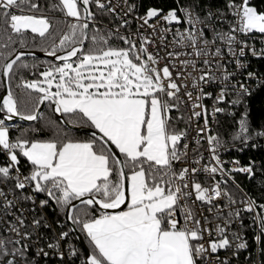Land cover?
Masks as SVG:
<instances>
[{
    "label": "snow or ice",
    "instance_id": "6c2138e0",
    "mask_svg": "<svg viewBox=\"0 0 264 264\" xmlns=\"http://www.w3.org/2000/svg\"><path fill=\"white\" fill-rule=\"evenodd\" d=\"M45 6L63 16L55 27L44 14ZM140 6L137 0H123V6L121 0L116 4L112 0H55L51 4L47 0H0V48H9L15 38L27 48L25 40L34 41L38 36L52 41L42 50L60 62L49 61L38 74L33 72L42 79L26 80L18 85L30 90L24 107L33 103L31 93L34 92L36 106L48 101L54 106V112L94 129L86 140L73 139L62 129H58L55 139H28L24 134L11 138L6 120L38 119V107L21 110L11 81L20 70H34L39 66L22 60L32 53L0 51V83L8 82V93L0 109L5 112V117L0 119V153L7 157L6 163L0 165V185L11 184L13 193L30 189L32 195H24L22 199L34 205L36 194H43L46 199L40 200L41 209L51 201L68 221L77 225L90 244V252L82 264H230L227 257L221 258L217 253L231 249L232 255H237L248 249L249 243L240 232L231 230L237 220L243 227L241 210L224 215L223 208L216 203L226 198L231 207L237 201L221 187L227 184V179L217 181L215 177L231 176L233 171L254 177V164L239 166V161H234L232 169H225L218 154L224 147L221 138L208 134L209 164L177 170L176 164L189 158V144L187 131L174 127L175 121H183L185 117H173L172 112H179L184 104L191 110L188 121L203 119V126L197 129L200 137L211 131L209 117L215 119L217 113L225 112L218 105L226 100L229 87L236 94L229 102L231 105L245 102L244 97L251 95L250 89L242 82L231 83L236 73L227 71L225 53L237 69L247 68L240 59L246 55L245 49L255 57L264 58V48L257 50L246 40L238 39V34H264V11L251 6L250 0H226L227 12L209 10L201 18L196 0H187L184 4L176 0V7L167 12L149 7L137 16ZM117 8L123 12L122 16ZM97 14L115 16L120 23L104 31L96 26ZM129 15L139 22V28H151L153 34L171 31L167 27L158 29L161 22L186 23L184 31H175L173 42L189 51L167 52L169 64L159 67L160 57L149 52L148 45L153 41L148 36L138 29L140 44L137 46L131 34L120 32L121 28L130 26ZM229 15L234 17V22L229 23L226 31H218L207 23L213 18L225 22ZM205 29L213 32L211 40L205 37ZM113 39L123 41L126 47L112 46ZM181 56L186 58L181 60ZM177 61L182 70L174 78ZM189 78L192 90H188L186 83ZM247 78L257 79L253 72H248ZM217 83L221 85L220 91L209 112L202 101L212 99L213 93L205 92L204 88ZM259 84L264 85V81ZM182 88L183 96L180 95ZM193 91L198 93L195 100ZM237 123L238 130L232 139L247 144L253 135L247 109ZM255 135L264 137V130L255 131ZM195 143L199 146L200 138ZM194 151L197 157L191 164L200 165L203 157L198 148ZM22 159L30 165L27 175L20 171ZM199 173H206L214 183L204 186L198 179ZM0 198H3L5 215L10 214L17 198L8 199L2 187ZM197 202L215 205L216 215L209 219L201 209L198 216ZM239 202L244 204L243 211L253 214V229L259 230L254 241L259 254L264 256V204H258L247 194ZM212 211L209 207L208 212ZM15 220L17 223H9L7 231L17 239L0 238V264L21 261L33 264L29 259V245L21 243L31 240L32 233L21 231L27 227L22 215L15 216ZM214 220L223 222L209 227ZM32 223L34 228H39L41 219H34ZM68 235L61 232L47 245L61 259L64 253L59 251L60 242ZM8 244L13 247L9 249ZM70 252L77 254L75 249ZM37 255L48 256V252L40 248Z\"/></svg>",
    "mask_w": 264,
    "mask_h": 264
},
{
    "label": "trees",
    "instance_id": "16d2710c",
    "mask_svg": "<svg viewBox=\"0 0 264 264\" xmlns=\"http://www.w3.org/2000/svg\"><path fill=\"white\" fill-rule=\"evenodd\" d=\"M53 2H55V0H47V4H51ZM186 2L187 0H180L181 4H184ZM196 2L199 4V8L197 9V11L199 12L201 18L205 17L209 10H211L212 12H216L217 9H222L227 12L226 0H196ZM137 3L141 5L138 9L139 14H144L146 9L149 7L162 8L165 12H167L171 8L176 7V0H137ZM251 6L256 7L258 11H264V0H251ZM92 10L94 12L96 11L95 8H93ZM44 14L50 17L54 27L57 25L58 20L63 18L60 12L51 11L47 6H45ZM228 17H231V15H229ZM97 20L99 21V23L96 26L104 31H107V29L116 24L114 17L109 15L97 14ZM133 26L134 25H130L129 28L125 30H129L133 28ZM25 43L28 45L27 48L21 46L19 38H15L14 42L9 45V48H0V51L5 52L6 54L17 50L28 53L46 54L42 49L48 48L51 45L52 41L50 39L42 40L37 36L34 41L31 38H27L25 40ZM110 44L114 47H126L123 41L116 39L111 40ZM22 60L28 64L36 63L39 67L34 70H20L16 77L11 81V89L14 96H16L18 99L21 110L31 111L32 108L36 106L35 98L37 94L34 92L31 93L33 103L29 104L27 108H25L24 103L29 95L30 90L18 87V85L26 80L37 78L42 79V77H38V75H33V72L35 71L38 74V72L42 71L49 61L53 60H48L46 58L33 55L24 56L22 57ZM54 62L60 63L58 61ZM254 66L257 69L258 73L263 76L264 81V58L256 61L254 63ZM3 98L4 82L0 83V109H2L3 107V104H1ZM235 98L236 96H230L229 101ZM244 101L245 102L242 105L233 106V113H230V108H228L227 106L225 112L219 115L218 120L214 125V129L212 130V134L218 135L221 138L222 144L225 148L232 149L229 153L230 156H234L244 164H254V177L250 178L248 175H238L236 178L239 181L240 185L258 204H264V140H262L260 136L255 135V131L264 130V85L259 84V86L251 93V95L244 97ZM39 106L40 105L36 107L39 108ZM53 108L54 106L50 105L49 102L37 121L31 123L16 122L15 128L9 132L10 137L14 139L24 134V138L28 139H55L57 138L58 129H62L63 132H66L68 136L73 139L86 140L91 137L90 135L70 130L66 126H64L61 123L57 113L53 111ZM245 109H247L248 111L249 124L253 129V135L251 138L253 140V143H251L250 145L241 144L239 141H234L232 139V137L238 130L237 122L241 116V113ZM4 114V111H0V119L3 118ZM62 115L68 124L82 128H89L86 124L80 122H72L70 117L64 114ZM180 115H183L185 119L183 121H175L174 127H176L177 130H186L188 132V116L182 106L179 112H177L176 110H173L172 112L173 117H177ZM21 161L27 164L26 171L29 172L30 165L24 159H22ZM3 164L4 156L2 153H0V165ZM178 164L179 162L176 164L177 170L181 169ZM40 195L46 198L43 194ZM38 219H41V226L35 229L32 228L33 230L30 228V226L29 231L34 235V238L37 239L41 245L46 246L47 242H54V240L57 238V235H59L61 232H68L69 235L67 238H65L64 245L70 250L75 249L77 254L72 258H68L65 256L63 257V259H61L57 256V251L54 250L52 252V256L38 258L34 255L35 246L30 245L29 259L33 261V264H82V261L84 260L86 254L80 246L75 235L71 231L65 215L58 208H56L53 202H51V205L48 206L44 211L38 212ZM47 220L50 223V227L45 226L47 224ZM75 227L79 230V227L77 225H75ZM252 229L253 227H251V230ZM79 232L88 250L90 251V244L87 237L80 230ZM262 261H264V256H262Z\"/></svg>",
    "mask_w": 264,
    "mask_h": 264
},
{
    "label": "built area",
    "instance_id": "2783aa9c",
    "mask_svg": "<svg viewBox=\"0 0 264 264\" xmlns=\"http://www.w3.org/2000/svg\"><path fill=\"white\" fill-rule=\"evenodd\" d=\"M117 0H112L113 4H116ZM129 2H131V0H129ZM237 2H239V0H237ZM250 4H251V0H250ZM121 5L123 6V0H121ZM117 11L120 13V15H123V12L121 11L120 8H117ZM135 15L139 16V15H143V14H139V12L137 11L135 13ZM178 15H180V13L178 12ZM116 22V26L119 25L120 21L119 19H117L115 16H113ZM127 19L130 20V25H134L133 28L129 29V30H125V28H121L120 32L124 35H132V38L134 40H136L137 46H139L140 44V39H139V35H136L137 30L139 29V32L145 36H148L149 39H151L153 41L152 44L148 45V49L149 52H152L154 54H158V56L160 57V63H159V67H163L165 64H169V59L167 58V52L170 51H189V49L184 48L181 49L179 47H177L174 42H173V37H174V33L177 29H179L180 31H184L185 28L187 27L186 23H180V24H172V25H168L165 24L164 22H161L160 24L157 25V28H161V27H167L170 28L171 31L169 32H160L157 31L155 34H153L152 29L151 28H139V22L134 20L132 18V15H129L127 17ZM183 20V17H182ZM234 22V17H227V21L225 22H221L219 20H216L215 18H213L210 21H207V23L212 24L216 30H227L229 27V23ZM114 26H112L111 28H113ZM129 28V27H128ZM205 37L209 40L212 39L213 37V32L211 30L205 29ZM163 38V39H162ZM238 39L241 41H247L250 45L254 46L257 50L264 48V34H259V33H253L250 34L248 36H245L243 34H238ZM223 47V45H218ZM237 51L239 50V45L236 46ZM245 53L246 55L244 57H240L242 63L247 64V68L246 69H237L234 62H229L232 58L229 57L226 53H225V63L227 65V71L228 72H235L236 74L231 78V83L232 84H237L238 82H242L244 84H246L249 89L250 92L252 93L258 86H259V81H263V76L261 74L258 73L257 69L254 66V63L260 59L263 58H258L255 57L251 54V52H249L247 49H245ZM186 57L181 56L180 59H185ZM199 59H204V57H200ZM202 66V65H201ZM171 70V69H170ZM182 68L179 65L178 61H177V69L173 70V77H176V72L177 71H181ZM190 70V69H189ZM248 72H253L255 73L257 79H248L247 78V74ZM217 75H219V73H217ZM178 84L181 83V80L177 79L176 81ZM186 83L188 84V90H192L191 85H192V79L189 78ZM220 87L221 85L219 83L217 84H212V85H208L205 86L204 90L205 92H212L213 93V98L212 99H204L202 101V103L206 106H208L209 108V112H211V108L212 105L214 103V98L215 96L218 94V92L220 91ZM184 89H181V93L180 95L183 96L184 95ZM229 95L227 96L226 100L218 105L219 107H223L225 108V110L228 108H230V113H233L234 109H233V105H231L229 102V97L230 96H236L234 90L229 87L228 89ZM198 95V93L196 91H193V100H195L196 96ZM182 108L186 111L187 116L191 115V110L188 108L187 105L182 104L181 105ZM200 109H196V111H199ZM222 113H217L215 119H213L211 116L209 117V128H210V133H205L202 134L200 137L197 136V129L198 127L203 126V119L197 121L195 119L189 121V129H188V136L186 138V141L189 144V158L183 162H179L178 166L180 168L183 167H190V166H196V167H200L203 165H207L209 164L210 160H211V156L209 151H207L208 149V143L206 140V135L208 134H212V130L214 129V125L216 123V121L218 120L219 115ZM4 118V117H3ZM2 118V119H3ZM14 120V118L12 119V121ZM9 127V132L12 131V129L15 128V124L16 122L13 121V123H7ZM196 138H200L201 140V144L198 146L195 143V139ZM262 140H264V137H261ZM185 141H182L181 143H183ZM251 143H253V140L250 139V141L246 144V145H250ZM199 149V154L202 155L203 159L200 162V165H193L191 164V160L197 157V152L194 151L195 149ZM231 148H225V147H221L218 151V154L220 156V159L223 161V167L225 169H232L233 168V162L234 161H239V166H248L247 164H244L243 162H241L239 159H236L234 156H230L229 153L231 152ZM4 156V164L7 161V157L5 154H3ZM26 163L21 161V165H20V171L23 175H27L28 172L26 171ZM238 175H247L244 173H238V172H232L231 176H226V177H221L219 175H217L215 177V180L219 181L221 179H227V184H222L221 187L222 189H224L225 191L229 192L233 198L237 201L236 204L232 205L231 207L228 206V201L226 198H221L218 202H216L221 208H223V213L224 215H227L229 211L232 210H236V209H240L241 210V216L240 219L243 220V227L240 226L239 220H237L235 223L232 224L231 226V230L234 231H238L240 232V234L248 241L249 243V248L246 250H241L239 252V254L237 255H232V251L233 250H220L217 255H219L221 258H225L227 257L230 264H260V262L262 261V256L259 254V250H258V246L256 245L255 241H254V236L257 234V232L259 231L258 229L251 230V227H253V214L252 213H248L243 211L244 209V204L240 203L239 201H241L244 198V194H247L248 197H251L249 195V193L240 185L239 181L237 180V176ZM198 179L200 180V182L204 185V186H210L214 183V181L212 180L211 177H209L206 173H199L198 174ZM234 181V182H233ZM0 187H2L4 189V191L8 194V199H13V196H15L17 198V202H16V207L10 210V214L5 215L4 210L2 208V204H3V198H0V238H4L6 240H14L17 239V237L15 236L14 233H11L9 231H7L9 223H17L15 220V216H23L25 224L27 225V227L22 228L21 231L22 232H29V227L32 229H35L33 227V220L34 219H38V212L44 211L47 207H45L44 209H41L39 207V202L42 199H46L44 197H42L40 194H36L35 196V200H36V204L34 205L31 201H27L22 199V197L24 195H32L31 190L30 189H26L23 192H21L20 190H16L15 193H13L12 191H10V189L12 188L11 184L8 185H0ZM234 191L236 192V194L234 193ZM252 198V197H251ZM253 199V198H252ZM51 205V201L49 203V206ZM212 207L213 211L211 213L208 212V208ZM35 209V211H33L32 209ZM23 210V212L21 213L20 210ZM201 209L203 210L204 214L206 216L209 217V219H212L215 215H216V206L215 205H207V204H202L201 202H197V215L199 216ZM47 224L46 225H50L49 221H46ZM222 220H214L213 224H210L209 227H213L215 223H222ZM203 223V221H202ZM19 226V225H17ZM47 227V226H46ZM32 229V230H33ZM251 235V236H250ZM213 236H215V233L213 232ZM58 237V235H57ZM229 238L231 239V236H229ZM205 239L207 240L208 237L206 236ZM252 239V241H251ZM64 240H61L60 242V252L64 253V257H68V258H72L74 255H71L70 249L67 248L64 245ZM21 243H27L29 245H33L35 246L34 248V255L38 258H45L48 256H52V252L54 251L53 249L48 248V243L46 246H43L39 243V241L37 239L34 238V235L32 234L31 240L29 241H24L22 240ZM252 243V245H251ZM9 249H11L13 247L12 244H8ZM40 248H43L45 252H48V256H43V255H37V252ZM57 256L59 258H61L58 253ZM20 264H23V261L20 262Z\"/></svg>",
    "mask_w": 264,
    "mask_h": 264
},
{
    "label": "water",
    "instance_id": "95a60500",
    "mask_svg": "<svg viewBox=\"0 0 264 264\" xmlns=\"http://www.w3.org/2000/svg\"><path fill=\"white\" fill-rule=\"evenodd\" d=\"M29 55H33V56H38V57H43V58H46L48 60H53L55 61V58L54 57H50L44 53H32V54H29ZM25 56H28V55H25ZM59 62V61H58ZM7 93H8V82L7 80L4 81V98L7 96ZM3 98V99H4ZM49 102L48 101H45L44 104L40 105L39 108H38V119L39 117L41 116V114L43 113V110L44 108L46 107V105L48 104ZM1 104H3V100L1 102ZM57 115L59 116V119L61 121V123L66 126L68 129L70 130H74V131H77V132H80V133H83V134H87V135H92V132L94 131L93 129H89V128H82V127H77V126H73L71 124H68L63 115L61 113H57ZM3 117H5V114L3 115ZM37 119V120H38ZM35 120V121H37ZM14 122H20V123H31V122H35V121H26V120H23L19 117H14ZM13 121H7V123H13ZM115 150V149H114ZM251 178V177H250ZM67 223L69 224L70 228H71V231L73 232V234L75 235L76 239L78 240L80 246L82 247V249L84 250L85 254L87 255L90 251L88 250L79 230L75 227V225H73L70 221L67 220Z\"/></svg>",
    "mask_w": 264,
    "mask_h": 264
},
{
    "label": "rangeland",
    "instance_id": "374dc122",
    "mask_svg": "<svg viewBox=\"0 0 264 264\" xmlns=\"http://www.w3.org/2000/svg\"><path fill=\"white\" fill-rule=\"evenodd\" d=\"M53 90H55V89H53ZM234 193L236 194V192L234 191Z\"/></svg>",
    "mask_w": 264,
    "mask_h": 264
}]
</instances>
